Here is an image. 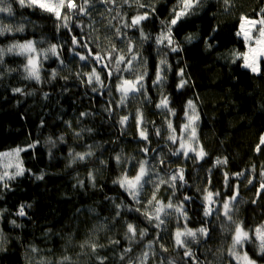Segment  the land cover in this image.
<instances>
[{"label":"trees","instance_id":"trees-1","mask_svg":"<svg viewBox=\"0 0 264 264\" xmlns=\"http://www.w3.org/2000/svg\"><path fill=\"white\" fill-rule=\"evenodd\" d=\"M142 2L148 3L149 0ZM150 2L156 11L141 24L145 34L151 35V39L143 43L137 29L123 28L124 20L137 14L135 5H121L119 0L107 5L96 3L89 16H74L70 27L72 24L80 27H73L72 31L60 27L62 22L54 16L49 17L33 8H21L18 0L0 2V7L12 8L11 14L0 12V28L12 29L0 37V47L33 39L38 42L36 46L40 51L47 50L51 44L62 45L60 58L64 60V65L56 57L43 60L40 82L25 79L27 60L24 56L7 53L0 64L3 73L0 76V152L36 144L35 149L20 154L25 169L31 171L8 181L7 189L0 187V209H7L4 218L0 219V229L7 237L3 244L5 250L0 252V264H28V261L36 264L42 258L55 262L63 256H70L74 264H98L87 247H80L85 242L105 245L97 249L99 256L107 257L104 264H122L119 257L123 249L129 247L124 235L125 221L148 231L143 240L138 237V242L131 245L133 252L129 255L133 260L128 264H136L140 253L149 251L147 244L150 240H159L168 251L164 252L154 244L155 256H150L148 264H161V261L167 264L168 260L175 264H195L183 256L182 248L174 244L172 234L178 226L175 216L166 219L167 230L164 231L149 224L140 212L131 210L141 204L146 206L153 191L152 183H145L141 204L112 183L122 171L134 175L132 165L140 160H147L149 168L155 166L147 178L151 181L167 179L171 171L184 169L187 183L181 187L178 182L175 197L167 185H161L159 197L165 203L169 198L179 202L184 196L192 197L185 203L189 217L187 226H206L210 232V237L189 244L200 264H234L227 254L231 242L229 222L222 213L219 218L203 216V192L197 189L209 186V175L213 180L211 190L221 192L220 201L234 194L225 185V173H228L229 183L239 185L238 199L233 203L234 220L243 221L246 227L264 223V191L260 190V173L264 171V145L260 144L264 134V62L261 63V73L256 75L243 68L240 60L233 63L229 55L233 49L240 52L245 49L243 41L234 35L239 17H259L264 0H232L228 9L223 0H202L192 10L193 14L172 30L173 46L181 49L179 52H172L164 45L158 47L155 37L162 31L160 21H166L174 7L180 10V0ZM145 10L139 11L143 13ZM20 27L24 31L16 32ZM117 28L124 34L115 35ZM214 28L216 32L212 31ZM74 35L97 52L107 49L109 40L122 49L131 39L138 53L133 71L115 72L105 81L109 87L93 92L94 85L83 82L86 78L76 75L90 71L91 65L84 67V62L78 61L71 52L74 46L70 39ZM189 36L191 42L186 40ZM213 36L216 39H212ZM206 42L212 47H206ZM75 47L79 52L85 51ZM162 59L167 61L162 71L164 80L154 85L152 81ZM95 66L97 69L101 67ZM145 68L148 73L144 78L145 91L136 94L134 99L130 96L124 106L119 105L116 77L134 79ZM53 70L58 74L55 79L51 77ZM181 71L183 79L188 81L183 88L178 87ZM17 87L24 90L23 94L12 91ZM44 93H48L47 99ZM164 97L175 115L156 108ZM189 100L199 108L197 138L207 153L203 159L194 160L191 158L193 154L188 158L172 155L179 144L168 139L172 134L167 128L168 121L177 132L185 119ZM105 108L111 111H105ZM137 109L144 115L148 141L140 139L134 123ZM81 112L90 115L80 116ZM124 115H129V121L122 129L119 119ZM65 122H71V127ZM157 129L159 135L155 134ZM60 136L64 137L63 141ZM49 140L54 144L47 143ZM144 148L149 151H142ZM89 150L93 156L72 162L70 153ZM117 155L122 160L119 165L115 160ZM217 158L226 159L227 163L217 165ZM161 159L163 164L159 163ZM3 170V163H0V171ZM42 173L44 179L37 180L36 176ZM89 173L95 176V187L88 178ZM235 173L244 175L237 177ZM248 180L253 183L249 184ZM166 187L168 191L164 190ZM22 204L31 205L25 207L24 217L16 215ZM116 205H127L128 208H117ZM117 212L119 216H116ZM12 220L21 226L13 227L9 223ZM184 223L181 218L180 225ZM110 240H119L120 243L113 245ZM30 246L39 248V255L32 253ZM245 247L251 254L252 245Z\"/></svg>","mask_w":264,"mask_h":264},{"label":"snow or ice","instance_id":"snow-or-ice-1","mask_svg":"<svg viewBox=\"0 0 264 264\" xmlns=\"http://www.w3.org/2000/svg\"><path fill=\"white\" fill-rule=\"evenodd\" d=\"M2 2V0H0ZM18 3L21 8H33L34 10H39L43 13H47L49 17L54 16L58 21H61L60 27L72 31L73 27H80V25L70 24L73 21L74 16H89L91 14V9L96 3H101L107 5L109 3H117V0H18ZM121 5L128 4L129 7L135 5L137 14L132 16L128 20H124L123 28H134L137 29L140 33L141 43L151 39L150 34H145L144 29L141 27L142 22H145L150 19L151 15L155 14V7L151 4L150 0L148 3L142 2V0H119ZM202 0H180L179 2V11L176 7L172 9V12L169 18L160 21L162 31L159 35L155 37V43L159 47L164 45L170 49L172 52H179L181 49L173 46L174 40L172 39L171 33L174 27H178L184 21V18L192 15V10L200 5ZM223 4L226 9L232 6V0H223ZM140 9H146L141 13ZM109 11H113L109 9ZM0 12H7L11 14L12 8L0 7ZM103 15V14H101ZM120 13L117 12V16ZM116 17H112L115 19ZM123 19V17H121ZM109 25H111V20H109ZM11 28H0V37L6 36L8 32H11ZM16 32H23L22 27L17 28ZM216 32L214 28L212 30ZM122 33L120 28L116 29L115 35L120 36ZM234 35L243 41V46L246 48V51L240 52L233 49L230 52L232 62L235 63L237 60H242L243 68L251 71L253 74L259 75L262 71L261 63L264 62V8L260 10V16L258 19H249L247 16L241 15L238 20V29L235 31ZM107 39V38H106ZM212 39H216L215 36ZM186 40L191 42L192 37H186ZM38 42L34 40H26L24 43H12L6 47H0V64H3V57L7 53H15L19 56H24L27 60V63L24 65V71L26 72L25 79L35 80L36 82L41 81L40 70L42 68L43 60L49 59L50 57H56L59 60L61 65H64V60L61 59V49L62 45L51 44L46 50L45 54L41 58L40 50L37 49L36 44ZM71 45L74 47L71 48L75 58H78V61L84 62V67H89L91 65L90 71L88 72H79L76 75L78 77H85L83 81L89 85H94L92 87L93 92H97L99 89L109 87L105 81L115 75V72H132L133 71V62L138 60V53L136 52V45L131 40L128 39L125 42L124 48H118L114 43L109 40V47L107 49H101L100 52H97L95 49L90 48L87 43L81 42L77 36H72L70 39ZM75 46H79L85 51L79 52L76 50ZM206 47H212L211 44L206 42ZM146 64V61H145ZM95 65H101L99 69ZM167 65V61L162 59L160 64L157 66L155 73V80L152 83L160 84L163 82L164 77L162 76V71L164 66ZM123 66V67H121ZM107 70V71H106ZM13 71V69H9ZM147 70L143 73L137 74L134 79H127L123 76H117L116 80L118 83L115 84L116 91L120 94V99L117 103L121 106H124L128 98L131 96L133 99L135 95L145 91L144 78L147 76ZM3 73L0 72V76ZM57 72L52 71L51 77L55 79L57 77ZM181 76L180 83L178 87L183 88L188 81L183 79V72L179 73ZM67 79V77H65ZM98 86V87H97ZM14 93L23 94L24 90L22 88H13ZM31 95V93H29ZM45 99L48 97V93H44ZM169 101L167 97H164L156 104V108L167 110L175 115V112L169 109ZM187 107L191 110V115L187 112L185 116L187 122L181 128L183 133L187 134V142L183 136H177L175 134L176 129L174 128L171 121H168L167 128L171 130L172 134L169 135L168 139L173 143H178L179 148L172 152V155H183L188 158L190 154L191 158L203 159L207 153L204 151L203 147L198 145V138L196 132V125L199 121V114L196 113L195 105L191 100L187 102ZM105 111H111L110 108H105ZM80 116L90 115L87 112L79 113ZM129 121V115L121 116L119 119V124L122 129H124ZM67 123L68 127H71V122ZM134 123L138 129L139 137L142 141L149 140V133L145 125V119L143 113L137 109L134 114ZM155 134L159 135V130H155ZM79 135L78 133L76 134ZM61 141L64 140L63 136H60ZM47 143L54 144L53 141L49 140ZM260 144L264 145V136L260 138ZM36 144L30 143L26 146H17L16 148L10 149L5 152H0V163H3V171H0V187L7 189L9 187L8 181L15 180L17 177L24 176L26 172L31 171L30 169H25L24 161L21 159L20 154L26 153L31 149H35ZM259 150V147H258ZM144 152H148V148L142 149ZM94 153L89 150L82 153H70L72 157V162L75 163L77 160L84 161L89 157L93 156ZM135 159V158H131ZM117 165H119L122 160L119 155L115 157ZM101 163H104L101 161ZM160 164L164 163V160L159 161ZM227 160H221L217 158L216 164H226ZM9 169H12L9 171ZM155 166L149 168L147 160L137 161L132 165V171L134 175H129L128 171H122L120 176L112 181L114 185H118L121 189L127 192L128 196L131 197L133 201L137 204H141L140 196L143 192L145 183L153 184V191L150 198L147 200L146 206L141 204V207L131 209L135 212H140L144 218L148 221L149 224H154L155 228L167 230L166 219L171 218L172 216L176 217L177 228L172 234L174 239V244L178 248H182L183 256L191 259L195 264H200L199 259L196 257V254L189 247L190 243H199L205 237H210L209 228L206 226H201L199 228H191L187 226V221L189 219L188 212L185 207V203L192 199L191 196H184L182 201L173 202V199L169 198L167 203H165L160 197L159 192L161 190V185L169 186L172 191V196L175 197V189L179 182L182 187L187 182L184 177V169L177 168L175 171H171V174L167 179L158 178L156 181H151L148 178L150 171H154ZM209 169V173H211ZM225 185L230 190L233 191V195L229 196L227 200L220 201L221 192L212 191L213 186L212 176L208 177V187L204 189H197V191L203 192L202 204H203V216L205 218L217 217L219 218L221 214V209L223 210V217L227 218V221L230 224L229 231L231 232V244L227 249V254L234 262V264H259V261H264V223H261L255 227H246L243 221H238L233 219V203L238 199V188L239 185L229 183L228 173H225ZM235 176L239 177L244 175L243 173H235ZM261 183L260 190L264 191V171H261ZM90 182H92L93 187H95V176L93 173L88 174ZM37 180H43L44 175L36 176ZM82 186L83 182L78 181ZM249 184H252V180H248ZM168 191L169 188L164 189ZM260 193H257L259 196ZM256 203L255 200L252 201ZM220 204V207H215L217 204ZM25 207H31V205H20L16 215L20 217L26 216ZM117 208L125 207L127 205H116ZM143 209V211H141ZM7 212V209H0V219L4 218V214ZM120 213L117 212L116 216H119ZM181 218L185 221L183 225H180ZM13 227H20L15 220L9 222ZM125 238L129 243V247L124 248L121 256L119 257L122 264H128L129 261L133 260V257L129 254L133 252L131 245L138 242V237L140 240H143L144 237L148 235L147 228H139L136 224L125 221ZM159 236L160 234L157 233ZM162 238V237H161ZM7 237L4 235L3 229H0V252L4 251L3 244L6 242ZM110 244L117 245L120 243L119 240H110ZM158 244L159 248L167 252L168 249L164 244L159 243V240H150L147 244L149 251L141 252L139 257L136 258V264H148L150 256H155V251L153 250V245ZM252 245L251 254L246 250V245ZM81 248L87 247L92 256L95 257V260L98 264H104L107 257L99 256L97 249L105 247V245H99L95 242H85L80 245ZM30 251L34 254L39 255L40 249L35 246H30ZM28 264H31V261H28ZM36 264H74L70 256H63L58 261H51L46 258H42L36 261ZM161 264H165V261H161ZM167 264H174L173 261L168 260Z\"/></svg>","mask_w":264,"mask_h":264},{"label":"rangeland","instance_id":"rangeland-1","mask_svg":"<svg viewBox=\"0 0 264 264\" xmlns=\"http://www.w3.org/2000/svg\"><path fill=\"white\" fill-rule=\"evenodd\" d=\"M249 19H258L259 17H248ZM33 40V39H32ZM25 42V41H24ZM24 42H21V43H24ZM37 47V46H36ZM38 49V48H37ZM39 50V49H38ZM244 51H246V48L244 49ZM45 52H46V49H44L43 51H40V55H41V58L43 57V55L45 54ZM241 61V65L243 64V61L242 60H240ZM192 102H193V104L195 105V110H196V113H198L199 114V111H198V106H197V104L193 101V100H191ZM186 107H187V105H186ZM188 113V114H192L191 113V110L187 107L186 108V110H185V113ZM185 113H184V121H183V123L180 125V126H182L183 124H185L186 122H187V118H186V116H185ZM199 121H200V119H199ZM199 121L197 122V125H196V132H197V134H198V126H199ZM175 134L177 135V136H183L184 137V139H185V142H187V134L186 133H183L182 131H181V128L179 127V130L177 131V132H175ZM262 136H264V134L262 135ZM198 145L199 146H201L200 144H199V141H198ZM178 148H179V145H178ZM194 155V154H193ZM221 213L223 214V210L221 209ZM226 220H227V218H226ZM230 244H231V242H230ZM230 246V245H229ZM259 264H264L263 262H260Z\"/></svg>","mask_w":264,"mask_h":264},{"label":"clouds","instance_id":"clouds-1","mask_svg":"<svg viewBox=\"0 0 264 264\" xmlns=\"http://www.w3.org/2000/svg\"><path fill=\"white\" fill-rule=\"evenodd\" d=\"M170 261H173V260H170ZM174 262V261H173ZM174 264H175V262H174Z\"/></svg>","mask_w":264,"mask_h":264}]
</instances>
